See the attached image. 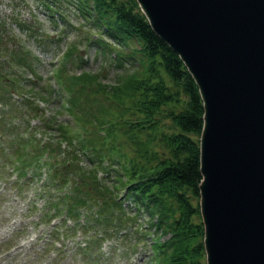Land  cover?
I'll list each match as a JSON object with an SVG mask.
<instances>
[{"label": "trees", "instance_id": "1", "mask_svg": "<svg viewBox=\"0 0 264 264\" xmlns=\"http://www.w3.org/2000/svg\"><path fill=\"white\" fill-rule=\"evenodd\" d=\"M39 1L51 11L62 3L71 4L84 17L88 30H95L92 39L97 49L128 66L109 83L100 79L99 70L81 69L74 74L57 65V85H47L50 93L58 90L65 99L59 101L57 109H68L62 113L72 117V123L68 119L55 123L58 135L81 152L70 153L72 157L63 161V171L55 168L52 174L61 173L64 180L71 168H80L71 164L82 157L89 162L86 175L75 181L83 188L74 185L67 192L58 191L67 216L75 217L79 208L93 205L86 191L94 187L100 198L95 213L101 215L110 205L120 208L130 201L135 212L146 216V225L155 228L157 233L150 238L151 264H206L202 261L205 250L199 209V134L204 108L191 72L154 31L137 0ZM1 22L6 23L4 19ZM7 38L10 36L2 35L0 24V96L19 101L11 96L15 91L22 93L20 100H27L28 94L22 92L24 82L13 81L16 74L24 72L4 51ZM17 46L19 49L20 44ZM76 49L75 42H69L64 56ZM77 56L81 57L79 53ZM94 93H100L98 102L105 104V115H96L87 104V97ZM46 98L40 95L39 99ZM32 100L29 107L41 114L42 127L49 128L51 115L45 114V107L39 103L31 104ZM98 166L105 173L113 170L111 180L121 184L123 193L105 192L108 184L97 182L94 176ZM110 217L104 216L106 220ZM67 227L62 225L63 233H68ZM96 239L89 237L86 246Z\"/></svg>", "mask_w": 264, "mask_h": 264}, {"label": "rangeland", "instance_id": "2", "mask_svg": "<svg viewBox=\"0 0 264 264\" xmlns=\"http://www.w3.org/2000/svg\"><path fill=\"white\" fill-rule=\"evenodd\" d=\"M56 7L51 11L39 0H0L2 35L10 36L4 51L19 62L24 74H16L13 81L24 82L22 92L28 94L27 100H20L22 93L13 91L11 96L19 101L0 96V264H151L150 238L157 231L144 223L146 216L135 212L130 201L120 208L110 205L113 212L106 220L95 213L99 192L90 187L86 192L92 196L89 199L92 207L82 206L75 217L60 218L65 207L58 191L67 192L74 185L83 188L75 181L86 175L89 162L82 157L71 164L80 168H71L64 180L61 173L52 174L55 168L63 171V161L72 157L70 153H81L58 135L55 123L70 117L62 113L68 109H57L59 101L65 100L61 92L48 91L47 85L55 77L52 70L57 65L74 74L81 69L99 70L100 79L110 83L128 66L114 62L97 49L92 39L95 30H88L84 17L71 4ZM1 19L6 23L2 25ZM70 41L75 42L77 49L65 58L66 62H61L62 51ZM40 95H45L47 101L40 100ZM99 97L100 93L91 94L87 104H91L90 109L96 115H105V104L98 102ZM31 99V104L39 103L51 115L49 128L42 127L41 114H35L33 107H29ZM110 171L102 172L99 166L91 174L94 173L97 182L108 184L105 192L117 194L121 184L111 180L113 170ZM51 213H58L54 225L58 234L51 232L53 224L46 223ZM66 222L67 236L62 228ZM36 233L40 235L31 247L6 250L18 237ZM93 236L97 239L87 247V239ZM202 259L206 263L205 252Z\"/></svg>", "mask_w": 264, "mask_h": 264}, {"label": "water", "instance_id": "3", "mask_svg": "<svg viewBox=\"0 0 264 264\" xmlns=\"http://www.w3.org/2000/svg\"><path fill=\"white\" fill-rule=\"evenodd\" d=\"M203 101L207 264H264V0H138Z\"/></svg>", "mask_w": 264, "mask_h": 264}]
</instances>
